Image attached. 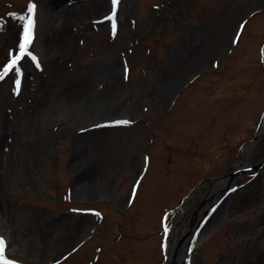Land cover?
I'll return each instance as SVG.
<instances>
[{
  "label": "rangeland",
  "instance_id": "obj_1",
  "mask_svg": "<svg viewBox=\"0 0 264 264\" xmlns=\"http://www.w3.org/2000/svg\"><path fill=\"white\" fill-rule=\"evenodd\" d=\"M30 2L36 61L7 70ZM112 8L0 0V237L19 263L171 264L223 185L182 200L262 125L264 0H119L115 32ZM263 156L264 134L247 163ZM252 178L181 264H264V165Z\"/></svg>",
  "mask_w": 264,
  "mask_h": 264
},
{
  "label": "water",
  "instance_id": "obj_2",
  "mask_svg": "<svg viewBox=\"0 0 264 264\" xmlns=\"http://www.w3.org/2000/svg\"><path fill=\"white\" fill-rule=\"evenodd\" d=\"M264 133V121L259 129V131L255 134V136L247 141L244 145V150L241 153V160L238 166L233 169L231 172L226 173L224 175L217 176L215 178L207 177L201 180L188 194L197 189L204 182H209L210 185H218L220 182H223V187L220 189L222 194L218 200H213L210 203L209 209L206 212H203L198 218L196 216H191L183 234L180 236L178 242L172 248V255L170 258L171 264H181V262L187 257L188 252L192 248L198 234L206 225V219L211 213V210L214 205H216L221 199L227 197L229 192L232 189L233 183L239 178L240 175L247 173L248 171L256 172L257 169L261 168L264 165V156L254 165L246 164L247 158L250 152L258 145L262 134ZM186 196L183 201L188 197ZM182 201V204H183ZM203 205V202L199 204V206ZM182 250V254L179 257L178 261H176V252Z\"/></svg>",
  "mask_w": 264,
  "mask_h": 264
},
{
  "label": "snow or ice",
  "instance_id": "obj_3",
  "mask_svg": "<svg viewBox=\"0 0 264 264\" xmlns=\"http://www.w3.org/2000/svg\"><path fill=\"white\" fill-rule=\"evenodd\" d=\"M119 3V0H112V17H108V19H112L113 23H112V29L113 32H115L116 30V24L114 21V17H115V6ZM35 4L34 3H29V5L27 6V15L21 16L20 17V21L21 26H22V38H21V42L19 44V53L10 61V63L7 66V70H12L13 67L15 65L18 64V62L25 56H29L33 61H36V57L29 51V46L31 45L32 41H33V28H34V12H35ZM37 66H39L37 64ZM17 75H19V70L17 69ZM0 79H3V76H0ZM16 85H17V91L19 90V85H20V80L17 79L16 80ZM117 124H128L130 123L127 120H121V121H116ZM135 194V192H133V195ZM98 215V214H97ZM167 231V229H166ZM4 245L5 242L3 241L2 238H0V254L3 253L4 251Z\"/></svg>",
  "mask_w": 264,
  "mask_h": 264
},
{
  "label": "bare ground",
  "instance_id": "obj_4",
  "mask_svg": "<svg viewBox=\"0 0 264 264\" xmlns=\"http://www.w3.org/2000/svg\"><path fill=\"white\" fill-rule=\"evenodd\" d=\"M213 187H214V185H211V188H210V189H206V190H205V194L208 195V194H211L212 192H214ZM212 189H213V190H212ZM205 194H204V195H205ZM181 254H182V250L176 252V261H178V259H179V257L181 256Z\"/></svg>",
  "mask_w": 264,
  "mask_h": 264
},
{
  "label": "flooded vegetation",
  "instance_id": "obj_5",
  "mask_svg": "<svg viewBox=\"0 0 264 264\" xmlns=\"http://www.w3.org/2000/svg\"><path fill=\"white\" fill-rule=\"evenodd\" d=\"M256 174H257V173H256ZM253 176H255V175H253ZM253 176H251V178H252ZM253 180H254V179L252 178V179L249 181V183H252Z\"/></svg>",
  "mask_w": 264,
  "mask_h": 264
}]
</instances>
